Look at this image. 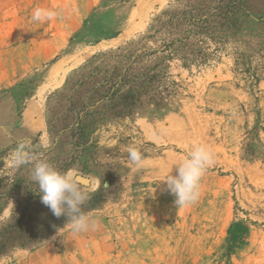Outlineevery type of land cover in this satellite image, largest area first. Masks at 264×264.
I'll list each match as a JSON object with an SVG mask.
<instances>
[{
  "label": "rangeland",
  "instance_id": "rangeland-1",
  "mask_svg": "<svg viewBox=\"0 0 264 264\" xmlns=\"http://www.w3.org/2000/svg\"><path fill=\"white\" fill-rule=\"evenodd\" d=\"M196 144L214 163L177 207ZM37 160L89 180L95 227L41 202ZM0 264H264V0H0Z\"/></svg>",
  "mask_w": 264,
  "mask_h": 264
},
{
  "label": "clouds",
  "instance_id": "clouds-1",
  "mask_svg": "<svg viewBox=\"0 0 264 264\" xmlns=\"http://www.w3.org/2000/svg\"><path fill=\"white\" fill-rule=\"evenodd\" d=\"M58 13L52 9L37 7L32 14L34 21H51ZM47 147V145H45ZM31 140H21L11 154L15 167L32 163ZM128 159L138 168L142 164V154L136 147H129ZM214 163L212 150L204 144L194 145L187 157L175 164L176 175L168 174L164 181L167 190L175 197L177 207L194 204L200 197V182L207 169ZM31 179L38 185L41 202L52 214L59 218L68 217L74 233L88 231L95 227V221L82 211L88 199L73 171H58L49 162L37 160L33 164Z\"/></svg>",
  "mask_w": 264,
  "mask_h": 264
},
{
  "label": "trees",
  "instance_id": "trees-1",
  "mask_svg": "<svg viewBox=\"0 0 264 264\" xmlns=\"http://www.w3.org/2000/svg\"><path fill=\"white\" fill-rule=\"evenodd\" d=\"M27 222H28V216H27L26 214H23V215L21 216V220H20L18 223H16V224L10 226V228L16 227V228H18L21 232H24V231L26 230V229H25V226L27 225ZM5 232L9 233V231H7V230H5ZM29 235H31V234H29ZM2 236H3V235H2Z\"/></svg>",
  "mask_w": 264,
  "mask_h": 264
},
{
  "label": "water",
  "instance_id": "water-1",
  "mask_svg": "<svg viewBox=\"0 0 264 264\" xmlns=\"http://www.w3.org/2000/svg\"><path fill=\"white\" fill-rule=\"evenodd\" d=\"M77 180L79 181V184L81 186H88L89 185V180L84 178V177H81V176H76Z\"/></svg>",
  "mask_w": 264,
  "mask_h": 264
}]
</instances>
